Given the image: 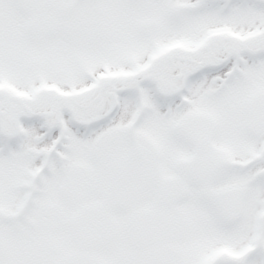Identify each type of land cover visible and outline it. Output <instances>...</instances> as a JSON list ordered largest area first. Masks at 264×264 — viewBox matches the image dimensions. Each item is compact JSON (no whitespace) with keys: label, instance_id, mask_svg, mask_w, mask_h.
I'll return each instance as SVG.
<instances>
[{"label":"snow or ice","instance_id":"6c2138e0","mask_svg":"<svg viewBox=\"0 0 264 264\" xmlns=\"http://www.w3.org/2000/svg\"><path fill=\"white\" fill-rule=\"evenodd\" d=\"M0 264H264V0H0Z\"/></svg>","mask_w":264,"mask_h":264}]
</instances>
